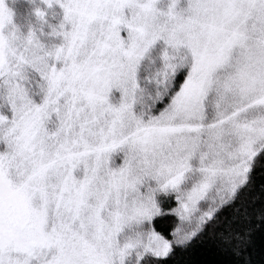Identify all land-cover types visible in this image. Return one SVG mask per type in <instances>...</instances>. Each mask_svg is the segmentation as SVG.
Masks as SVG:
<instances>
[{"label": "snow or ice", "instance_id": "1", "mask_svg": "<svg viewBox=\"0 0 264 264\" xmlns=\"http://www.w3.org/2000/svg\"><path fill=\"white\" fill-rule=\"evenodd\" d=\"M0 264H264V0H0Z\"/></svg>", "mask_w": 264, "mask_h": 264}]
</instances>
